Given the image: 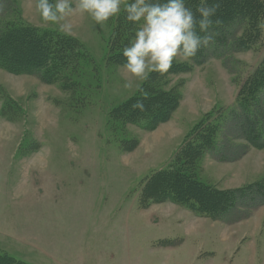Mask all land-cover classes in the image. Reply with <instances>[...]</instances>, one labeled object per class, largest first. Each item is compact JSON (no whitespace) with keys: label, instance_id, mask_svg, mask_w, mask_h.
Listing matches in <instances>:
<instances>
[{"label":"rangeland","instance_id":"374dc122","mask_svg":"<svg viewBox=\"0 0 264 264\" xmlns=\"http://www.w3.org/2000/svg\"><path fill=\"white\" fill-rule=\"evenodd\" d=\"M35 2L0 0V26L64 33L41 20ZM122 11L123 4L103 25L87 14L66 18L90 57L71 93L0 69V253L28 264H264V199H246L213 220L142 197L149 179L166 170L214 190L264 179V148L246 139L237 113L241 85L264 62V15L251 39L245 23L232 20L202 61L177 57L173 65L184 70L164 74L157 87L179 94V106L147 130L148 121L110 115L146 82L106 62ZM247 40L250 48L239 49ZM208 115L219 124L216 148L191 170L180 155L198 142L195 127Z\"/></svg>","mask_w":264,"mask_h":264},{"label":"trees","instance_id":"16d2710c","mask_svg":"<svg viewBox=\"0 0 264 264\" xmlns=\"http://www.w3.org/2000/svg\"><path fill=\"white\" fill-rule=\"evenodd\" d=\"M202 0H186V5L195 12ZM209 6L218 4L215 15L211 17L213 25L208 34L212 42H221L219 34L225 31L235 20L245 23L248 38L253 37L258 29L260 16L264 15V0H207ZM116 20L114 29L108 40L106 62L109 65L122 67L125 58L122 50L134 36L136 25L128 22L126 12ZM199 19V13H196ZM220 23L216 24L215 21ZM233 20V21H232ZM203 36L205 33L200 32ZM215 39H214V38ZM210 42L209 45L212 43ZM208 45V46H209ZM239 49L250 48L249 40L238 42ZM207 47V46H206ZM206 47H201L191 60L202 61ZM21 48V50H20ZM90 57L84 45L75 37L58 31L40 29L35 26L5 24L0 26V69L17 76H37L46 84L59 83L67 93L80 88V71L89 62ZM184 66L173 65L166 75L182 72ZM165 75V76H166ZM83 76V75H82ZM164 74L151 73L141 90L134 98L123 103L111 112V119L122 123H135L139 120L148 121L147 130L155 129L159 123L167 121L171 113L179 106L180 96L173 92H163L157 87ZM145 111L133 109L132 105L143 95ZM264 62L245 79L240 87L238 109L241 117V128L246 139L256 148H264ZM260 107H262L260 109ZM197 143L184 147L180 157H183L187 167H192L207 148H216L214 139L218 133L215 120L208 115L201 124L195 127ZM142 197L148 200L153 197L156 202H171L179 204L196 217L220 220L230 210L246 199L258 203L264 199V179L247 187L235 190H214L210 186L193 179L185 172L170 170L160 171L149 179L142 192ZM149 203V201H148ZM262 202L261 205H263ZM228 208V209H226ZM0 264H28L18 261L6 254L0 253Z\"/></svg>","mask_w":264,"mask_h":264},{"label":"clouds","instance_id":"9594fccd","mask_svg":"<svg viewBox=\"0 0 264 264\" xmlns=\"http://www.w3.org/2000/svg\"><path fill=\"white\" fill-rule=\"evenodd\" d=\"M121 4L125 19L133 25L139 24L123 47L125 62L121 65L137 80H147L153 72L167 73L177 57L181 62L187 61L212 41L208 30L219 5L209 6L207 0H202L195 12L186 5V0H132L130 3L125 0H36L35 8L44 23L56 24L60 31L70 35L72 24L65 22L67 17L87 14L96 24L103 25L120 13ZM197 28L205 35H199ZM124 87L132 88V81H126ZM144 99L146 94L132 108L145 111Z\"/></svg>","mask_w":264,"mask_h":264},{"label":"crops","instance_id":"0c3cea01","mask_svg":"<svg viewBox=\"0 0 264 264\" xmlns=\"http://www.w3.org/2000/svg\"><path fill=\"white\" fill-rule=\"evenodd\" d=\"M263 253H264V251H263Z\"/></svg>","mask_w":264,"mask_h":264}]
</instances>
